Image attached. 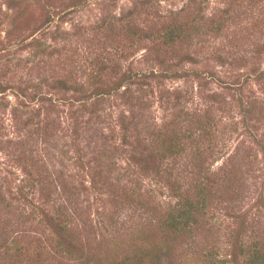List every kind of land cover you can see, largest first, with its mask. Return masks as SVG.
I'll return each instance as SVG.
<instances>
[{
	"label": "rangeland",
	"instance_id": "1",
	"mask_svg": "<svg viewBox=\"0 0 264 264\" xmlns=\"http://www.w3.org/2000/svg\"><path fill=\"white\" fill-rule=\"evenodd\" d=\"M174 133L182 150L164 154ZM195 163L237 178L208 207L233 264L241 217L242 234L264 231V0H0V213L15 231L48 232L43 210L61 205L97 246L111 217L166 209ZM127 193L140 201L116 204Z\"/></svg>",
	"mask_w": 264,
	"mask_h": 264
},
{
	"label": "trees",
	"instance_id": "2",
	"mask_svg": "<svg viewBox=\"0 0 264 264\" xmlns=\"http://www.w3.org/2000/svg\"><path fill=\"white\" fill-rule=\"evenodd\" d=\"M159 145L167 155L182 150L175 133ZM193 165L194 180L186 189L177 184L175 201L166 209L151 207L147 223L133 227H125L123 221L119 225L110 216V223H104L99 231L97 246L83 240L78 225L73 226L79 214L65 206L54 207L52 212L43 210L49 230L42 228L38 235H32L31 229L15 231L12 217L0 213V264H156L166 252L177 257L174 264H228L219 255V228L208 215V207L213 189H228L237 178L231 173L213 180L204 174L207 167L204 170L203 163ZM122 194L116 204L140 201ZM240 222V229L232 231L233 264H238L241 256L245 264H264V231L242 234V217Z\"/></svg>",
	"mask_w": 264,
	"mask_h": 264
}]
</instances>
